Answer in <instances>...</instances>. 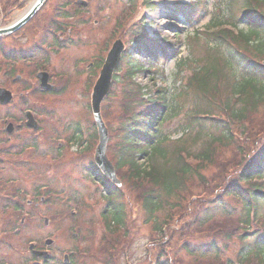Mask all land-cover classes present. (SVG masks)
Wrapping results in <instances>:
<instances>
[{
    "label": "rangeland",
    "instance_id": "1",
    "mask_svg": "<svg viewBox=\"0 0 264 264\" xmlns=\"http://www.w3.org/2000/svg\"><path fill=\"white\" fill-rule=\"evenodd\" d=\"M77 1L48 0L31 21L16 33L0 39V68L4 69L8 64L5 54L9 51H16L29 59L26 62H10L17 67L13 78L19 74L23 76V80L15 82L12 89L16 96L14 106L17 105L15 108L18 111L22 105L32 107L37 110V115H45L50 125L48 132L42 135L45 137L49 133L43 146L54 148L51 154L35 152L31 161L26 159L36 170L34 174L28 171L22 174L25 210L34 213L35 203L29 206L27 200L37 197L34 201L41 202L42 215L36 223L27 216L25 224L20 225L18 236L22 242L18 238L15 244L23 249L22 254L12 250V245L0 246L12 252L11 264L21 262L22 257L25 264H32L27 254L30 242L39 241V245L48 248L45 242L48 238L52 239L53 244L49 247L53 257L47 264H64L65 255H70L78 245L81 248L86 245L81 238L88 231L96 233L97 242L108 235L106 221L101 217L106 205L102 198L103 189L90 175L88 166L94 161L98 143L91 110L92 89L100 73L101 59L104 60L116 39L123 40L129 58L126 56L120 64L114 93L102 107L101 113L110 134L108 155L115 162L113 152L122 139L119 130L124 124L122 104L130 92L142 89L147 97L154 99L159 90L166 91L169 107L158 132L167 157L158 158V163L167 164L168 158L172 155L176 157L178 153H183L189 162L191 168L184 172L186 185L182 193L185 197L181 200L185 210L183 208L176 213L182 216V220L178 221L180 225L185 227L187 223L194 228L192 236L182 238L179 234L172 237L167 227L163 236L154 224H146L145 213L138 204L135 192L130 193L134 189L129 186L127 170L117 171L131 195L127 203L129 233L123 230L119 238L122 241L118 247L122 251L119 262L161 264L163 261L160 263L159 260H166L165 264H264V248H256V237L264 234V200L260 201L256 214L246 223L247 205L240 197H226L224 191L227 184L238 183L241 165L249 153L264 141V102L256 109L249 108L244 124L236 117L233 118L235 123L230 122L228 115H231L232 109L227 111L224 107L228 101H240L231 91L233 81L243 76L244 72L238 65L235 72L225 66L224 59L230 57L227 49L233 50L225 38L236 36L237 31L246 28L240 17L247 8V0H241L235 6L228 5V0H87L88 7L81 9L76 7ZM196 1H199L198 4ZM5 2L7 0H0V28L17 21L33 0H24L23 5H20L21 0H15L10 7L4 6ZM64 14L67 17H63ZM72 24L78 28L74 44L58 50L51 49L52 36L58 46L66 44L65 36H57V28L67 30ZM215 28L219 31L213 32ZM142 35L153 39L150 41L155 46L151 52L133 49L136 41H143ZM255 40L252 44L242 41L240 45L249 57L264 65V45L256 47L259 42ZM41 46H47V51H43ZM90 63L93 66L89 68ZM204 65L206 69L216 68L215 75L207 71L210 72L207 87H203L200 81L206 75L202 76L206 70ZM130 67L136 70L132 79L126 75ZM43 69L52 73V81L57 82L54 83L56 92H33L38 87L37 72ZM222 71L228 76L224 77ZM193 74L198 81L192 77ZM257 76L264 81L263 73ZM24 88H28L29 92L21 97L20 92ZM5 113L6 110L2 112ZM17 116L23 114L20 116L18 112ZM225 124L232 126L233 140L222 139ZM75 128L80 129L79 136L70 140ZM60 139L66 140L65 146L69 150L64 159H60L64 156L63 152H56L55 146ZM36 142L39 145V141ZM206 148L211 153L214 151L213 162L200 160L201 157L197 156ZM139 159L140 163L152 168V160H146L142 154ZM198 169L200 175L195 171ZM201 178L203 180L200 181ZM193 195H200V198L193 203L195 208L191 206L192 209L188 210L186 202ZM219 198H225V202L221 204ZM78 200L82 203V211H79ZM223 205L227 206V211L222 208ZM76 208L78 214L73 212ZM170 209L168 207L166 212H161V220L169 215ZM210 214L213 217L207 224L198 225L202 216ZM2 218L0 211V235L8 228ZM47 218L49 224L46 226L44 221ZM166 220L160 224H165ZM210 243H214L219 250L214 253ZM157 254L161 256L159 260L156 259ZM3 257L1 251L0 259ZM74 259L72 264H107L92 257L83 258L80 262H74Z\"/></svg>",
    "mask_w": 264,
    "mask_h": 264
},
{
    "label": "trees",
    "instance_id": "2",
    "mask_svg": "<svg viewBox=\"0 0 264 264\" xmlns=\"http://www.w3.org/2000/svg\"><path fill=\"white\" fill-rule=\"evenodd\" d=\"M239 2H241V0H228V5L235 6L238 5ZM13 4H15V0H7L4 6L10 7ZM246 6L247 8L244 9L240 17L241 23L247 22L246 28L240 30L236 36L231 35L225 38L228 43H230L229 46L233 47V50L230 51V49H227L230 57L224 59L225 66H228L231 72L236 71V65L244 72L243 76L233 81L234 85L231 91L232 94L235 93L237 101H240H234V103L228 101L224 106L228 111L232 109L231 115H228L230 122L232 120V122L235 123V119L233 118L236 117V119L243 124L249 110L253 108L256 109L257 105L264 102V81L260 80L257 76V74L260 73L264 75V65L256 58L249 57V55L244 52V48L240 45L242 41L247 44H252L254 38H256L255 42H259L256 44V47H259V44L260 46L264 45V41L261 39V37H263L262 35H264V0H247ZM144 39L145 38H143V41H136L133 49L138 52L143 50L151 52L154 45L149 39H145L146 41H144ZM127 57L129 58V56ZM123 58H125V56ZM206 68L207 66L203 69L205 70ZM207 71H211L213 72L212 75H215L216 68L213 69V67H211L202 73V76L206 74L200 80L203 87L209 85L210 72L207 73ZM222 73L224 77L228 76L226 72L222 71ZM127 74L131 79L132 75L135 74L134 68H129ZM192 77L197 80L196 75L193 74ZM130 93L131 94L124 99L122 104V121L124 124L119 130V133H122V139L118 142L113 152L117 171L122 172V169L127 170V174H129L127 176L130 180L129 186L134 189L131 190L130 193L132 191L135 192L138 204L145 213L146 223L154 224V228L158 232L161 231L163 236L167 229L172 234V237L176 234L181 235L182 238L192 236L194 231L193 226H187L186 223L185 228L183 224L180 225L178 221L182 220V216L180 213H176V211L182 210L183 208L185 210V207L181 204V200L185 197L182 193L186 185L184 182L186 180L184 172L189 171L191 167H189L188 162L182 159L179 153L176 157L172 155L171 158H168L167 161L170 163H167L168 165L166 163H158V158L167 157V150L162 147L159 142L162 138L160 139V134L158 132L164 115L169 107L166 91L159 90L157 92L158 96L154 99L144 98L139 89ZM222 132H224L222 138L224 141L226 139L233 140V128L231 125L225 124L222 127ZM149 150H151V153H149ZM140 152L150 155V160H152V169L150 172L141 169L137 164L136 157ZM213 153L214 151L211 153L208 151V148H206L201 155L197 154V156L203 158H200V160L209 159V161H212L214 157ZM241 161L242 159H240L239 164L242 163ZM200 168L205 167L201 166ZM199 169L195 171L200 175ZM239 171L238 183L227 184L224 191L226 197L232 195L236 198L240 197L244 201L247 205V218L244 221L248 223L251 220V216L256 214L255 211L258 209L260 201L264 200V183L258 184L253 180L264 178V141L261 142L257 149L255 148L254 151L249 153V157L245 159ZM91 172L96 173L95 177L98 183H100L101 188H103V198L107 201L104 210L101 212V217L106 221L105 230H107L108 235L104 240L100 238L101 240L99 239L97 242L95 241L96 233L94 231H88V234L81 238L82 242H85L86 245L83 246V248H77L76 251L78 256L76 257L79 260V256L81 255L83 258L92 257L101 263L122 264L119 262L122 254V251L118 250V247L122 243L119 238L123 235V230L127 231V228H129L127 225L129 222V208L127 207V203H129L128 199L131 195L127 192L126 187H118L110 179L105 177L94 163L91 166ZM124 174L126 173L124 172ZM201 180H203V178H201L200 181ZM198 199L197 197L191 198L190 200L187 199L186 205H189L188 210L192 209L191 206L195 208L193 203ZM219 200L221 204L225 202V198H219ZM202 202L203 200H201V206L203 205ZM77 203H79L80 211L82 203H80L79 200ZM168 207L171 208L170 212L168 211L169 215L166 214L164 219L161 220L159 215L163 210L166 212ZM222 208L227 211L226 205H223ZM73 217L78 218V216L75 215H73ZM212 217V214L202 216L198 225L207 224ZM166 218L168 220H166ZM165 220L169 223L160 224ZM172 224L173 227H171ZM197 231L200 232L199 230H195L196 233ZM127 233H129V231H127L126 234ZM100 241L101 244L98 245ZM256 242V248L262 250L264 248L263 233L256 237ZM209 247H211L214 253L219 250L214 243H210ZM205 252H208V250H205ZM244 255L246 257L247 252H245ZM160 258V254H157L156 259L159 260ZM159 262L165 264L166 260H159Z\"/></svg>",
    "mask_w": 264,
    "mask_h": 264
},
{
    "label": "flooded vegetation",
    "instance_id": "3",
    "mask_svg": "<svg viewBox=\"0 0 264 264\" xmlns=\"http://www.w3.org/2000/svg\"><path fill=\"white\" fill-rule=\"evenodd\" d=\"M24 4V0H21L20 5ZM47 51V48H46ZM14 54L17 52L13 51ZM22 57L20 56H6V62L8 63L6 67L0 68V87L5 89H10L13 93L14 83L15 81H21L23 78L19 77L17 80L14 77V71L16 72L17 67L12 63H18ZM12 62V63H10ZM23 62H26L23 59ZM1 67V66H0ZM20 75V74H19ZM18 75V76H19ZM52 78V77H51ZM39 86V84H37ZM45 92L44 90L40 89L39 87L35 88L33 92ZM28 88H24V91L20 92V96H26L28 94ZM7 104L2 105L0 103V211L3 213V218L1 221L6 223L7 229H4L5 233L0 235V246H7V244L12 245L11 249L15 250V252L22 254L23 249L19 247V245L15 244L16 239L19 238L20 243L22 239L18 236V232L21 231V226L24 225L29 216V219H32L34 223L41 218L42 213L40 212L41 202L34 200H27L28 205L31 206L34 203V213L26 212L25 210V200L22 196L23 191L22 188L24 187V182L22 180V174L26 171L31 172L34 174L36 169H32L30 161L32 160L33 154L35 152H39V154H51L54 152V148L51 146H43L45 145V137H49V133L46 134L45 137L42 135L44 132L47 131L48 125H50L49 120L45 118V115L42 116L37 115L36 111L31 107H27L25 105L20 106L19 111L16 110L14 106V100ZM6 110L5 114H2L3 111ZM32 112L35 116V120L37 122V129L34 127H30L27 125V117H25L26 112ZM19 115L23 116L19 117ZM54 121V120H53ZM52 121V124H53ZM55 127H58L55 125ZM76 131H80L79 128L75 129ZM48 132V131H47ZM36 141H39V145ZM43 146V147H42ZM56 152H63L65 158L66 152L68 153V148L63 146L61 143V139L57 146ZM67 156V154H66ZM30 159L27 163L26 159ZM3 193H2V192ZM25 234V232H24ZM26 235V234H25ZM41 242V241H40ZM39 241L34 242L35 247L34 250L30 251L28 246L27 254L29 255V262L36 263L40 261V264H47L48 261L53 257L50 254L51 250L48 245V248H45V245H39ZM28 244H26L27 246ZM48 251L50 254V259L45 261L42 259L41 256L36 255L35 251ZM2 251L3 258L0 259V264H11L9 259L12 256V252L10 250L0 248V252ZM16 254V253H15ZM26 254V255H27ZM22 257V256H20ZM25 259L22 257V261L17 264H25Z\"/></svg>",
    "mask_w": 264,
    "mask_h": 264
},
{
    "label": "water",
    "instance_id": "4",
    "mask_svg": "<svg viewBox=\"0 0 264 264\" xmlns=\"http://www.w3.org/2000/svg\"><path fill=\"white\" fill-rule=\"evenodd\" d=\"M47 0H35V2L29 7V10L19 19L17 22L7 26L6 28L0 29V36H4L6 34L14 33L25 25L31 18L38 12V10L45 4ZM84 3V2H83ZM125 47L121 40H117L114 42L112 49L108 53L106 57V61L101 69V74L97 79V82L93 89L92 95V111L94 113L95 123L98 127V134L100 136L99 144L96 149V163L102 169L103 173L110 177L117 185L120 186L121 180H119L116 175V168L109 159L107 155V146H108V128L106 127V123L103 121L102 113H101V104L106 95L110 92V88L112 85V78L115 72L116 66L121 61V56ZM39 79L43 86L47 88H51V84L48 83L49 74L47 72H41L39 74ZM12 99V95L10 92H7L4 89H0V101L4 104L9 103ZM30 116V115H29ZM32 117V116H30ZM32 123V119L29 124ZM48 224V219L45 221ZM52 240L48 239L47 244H51ZM31 249H33V245H31ZM44 257H47V253H42ZM65 263L69 262V256L66 255L64 259Z\"/></svg>",
    "mask_w": 264,
    "mask_h": 264
},
{
    "label": "bare ground",
    "instance_id": "5",
    "mask_svg": "<svg viewBox=\"0 0 264 264\" xmlns=\"http://www.w3.org/2000/svg\"><path fill=\"white\" fill-rule=\"evenodd\" d=\"M17 18H19V17H17Z\"/></svg>",
    "mask_w": 264,
    "mask_h": 264
}]
</instances>
